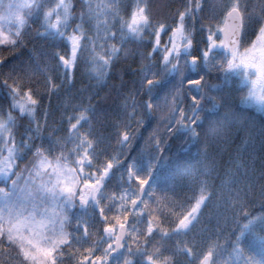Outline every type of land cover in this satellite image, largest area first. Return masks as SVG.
<instances>
[{"label": "snow or ice", "instance_id": "1", "mask_svg": "<svg viewBox=\"0 0 264 264\" xmlns=\"http://www.w3.org/2000/svg\"><path fill=\"white\" fill-rule=\"evenodd\" d=\"M29 36L42 42L39 49L27 48ZM0 45V264H181V255L187 264H264V126L258 157L250 135L249 161L217 168L220 128L202 115L218 99L230 110L237 102L264 114V0H188L171 23L158 18L152 0H0ZM129 61L141 65L128 64L131 87L118 68ZM80 66L101 89L119 81L112 85L119 155L109 154L111 144L92 127L109 97L96 91L85 103L71 94ZM212 73L234 88L209 95L222 91L209 85ZM62 92L66 126L52 128L51 98ZM233 116L245 119L239 111ZM154 121L148 143L159 156L142 167L121 160L137 130ZM173 139L200 145L211 164L197 177L199 195L163 216L153 210L157 181L174 188L190 175L179 167L157 174ZM217 198L245 220L226 246L217 239L197 251L177 241L165 255V242L211 216ZM257 202L259 214L246 211ZM77 207L80 214L70 211Z\"/></svg>", "mask_w": 264, "mask_h": 264}, {"label": "trees", "instance_id": "2", "mask_svg": "<svg viewBox=\"0 0 264 264\" xmlns=\"http://www.w3.org/2000/svg\"><path fill=\"white\" fill-rule=\"evenodd\" d=\"M187 2L188 0H152L154 12L157 14L158 18H166L169 23H171L176 8L181 7L182 4ZM202 2H206V0H202ZM164 5H168V7H164ZM163 39L167 40V37L165 36ZM197 39H199L198 35ZM26 43L28 49H32L33 47L39 49L42 44V42L33 39L32 36L27 38ZM3 47L4 46L0 45V49H3ZM21 51L24 52V55L21 56L20 59L26 61L28 58V52L23 49ZM3 55L7 56L10 60L12 59V55L7 51H4ZM128 64H132L133 68H139L141 65L129 61L127 64L122 62L118 66L122 71L124 80L128 82V86L131 87L133 74L128 68ZM4 71L7 72V69H4ZM217 75L218 74L216 73H212L208 78V82L209 85H218L222 91L219 93H209V95L217 94L222 96L229 90L233 89L234 85L231 81H224L222 79L218 80ZM219 75L223 76L222 73ZM74 76L75 86L72 88L71 94L76 96L77 102H79L80 99H84L86 103L87 97L96 91H99L101 98L109 97L106 102L102 103V110L100 108L97 109V113L92 121V127L95 129L96 134L104 139L106 146L109 143L111 144V147H108L109 154L113 156L119 155L120 145L115 142L114 129L112 128V124L116 119L115 104L113 103V101L116 100V93L113 92L112 85L116 84L119 86V81L110 80L108 81L107 86L101 89L94 79L89 80L88 76L85 75L83 66H80L75 70ZM187 87V84H185V88ZM81 89L85 90L82 94H80ZM65 99L66 97L63 92L59 98L56 96L51 98L50 112L52 115L50 116L49 124L52 128L66 126V118L64 124H61ZM3 102L4 95L3 91L0 90V103ZM93 103H96V100H93ZM216 103L217 107L215 109H212L210 104L206 105V111L202 115H206L208 119L217 122L220 128V135L216 140L215 161L217 168L223 165L232 166V160H236L238 163L248 162L249 154L253 149L249 146L246 150L245 142L249 140L250 135L255 144L258 157L260 154V129L264 126V114L260 113L253 107L239 105L237 102L232 104L231 110L221 103L219 99ZM44 104L45 106H48L49 100L45 99ZM209 109L212 110L209 111ZM236 111L242 112L245 119L236 120L233 116V112ZM245 120H248L251 123H246ZM53 121L55 123H53ZM133 127L135 128V126ZM156 127L157 122L154 121L151 129H146L145 127L138 129V137L133 140L131 145L124 149V154L121 156V160H124L125 157L134 158L137 167H142L147 165L153 155L159 156L158 153L153 152V146L148 143L149 136ZM47 135L48 132L45 133V136ZM169 144L170 147L164 152L163 158L159 160L160 166L157 169V174L164 177L170 175L179 167L182 172L186 169L187 173L190 175H188L186 180L177 183L174 188L171 184L164 183L163 180L157 181V190L155 193L157 203L153 205V210L155 213L158 209L159 215L163 216H169L173 211V208H176L177 212H179L180 209L178 205L180 203H185L187 206V201L189 199L199 195L197 177L203 179V173L208 170L211 164V161L206 160L202 153L198 154L201 149L200 145H189L186 144L184 140L177 139L169 141ZM259 163V159L257 158V167H259ZM121 172H123V170H121ZM120 175L121 173L116 174V178L113 180V186ZM124 175L126 176V173H124ZM215 175L216 173L213 172V179L215 178ZM216 183L218 184L219 182L216 181ZM192 202L194 203V200H192ZM213 204L214 207L211 216L206 213L201 218L200 223H198L187 236L181 235L178 238H173L172 240L165 242V245L162 248L165 255L171 254L173 246L177 241L193 244L197 246V251L205 249L207 244L212 243L217 239L221 245L226 246V241L230 237V234L238 227L242 226L245 223V220L243 214L234 215L231 205L225 203V200L217 198V200H214ZM246 211L253 214H259L261 212L259 202L250 205ZM159 215L157 216V222H159ZM97 219H99L98 214ZM171 219L174 220L175 217H171ZM97 227H100V225H97ZM93 231H95V229H93ZM136 259L139 258L137 257ZM178 259H180L181 264H187V260L184 259L183 255L179 256ZM224 259L234 260L235 257L233 256L230 258L225 254Z\"/></svg>", "mask_w": 264, "mask_h": 264}, {"label": "rangeland", "instance_id": "3", "mask_svg": "<svg viewBox=\"0 0 264 264\" xmlns=\"http://www.w3.org/2000/svg\"><path fill=\"white\" fill-rule=\"evenodd\" d=\"M9 2H17V0H3V3L6 5L7 3H9ZM253 108H255V107H253ZM256 109V108H255ZM257 110V109H256ZM20 167L21 168H23L24 167V164L22 163L21 165H20ZM0 186H3L2 185V183H0ZM77 203H78V201H77ZM72 213H75V214H80V209L77 207V208H74V209H71L70 210Z\"/></svg>", "mask_w": 264, "mask_h": 264}]
</instances>
